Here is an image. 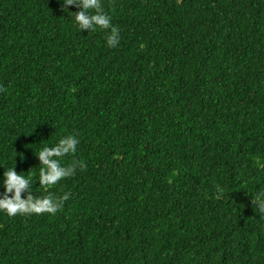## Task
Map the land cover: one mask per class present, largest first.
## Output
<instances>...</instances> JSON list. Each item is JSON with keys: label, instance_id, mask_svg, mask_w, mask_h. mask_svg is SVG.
I'll return each instance as SVG.
<instances>
[{"label": "trees", "instance_id": "16d2710c", "mask_svg": "<svg viewBox=\"0 0 264 264\" xmlns=\"http://www.w3.org/2000/svg\"><path fill=\"white\" fill-rule=\"evenodd\" d=\"M102 6L113 48L60 0H0V183L68 193L0 212V264H264V0ZM66 134L74 174L45 189L35 153Z\"/></svg>", "mask_w": 264, "mask_h": 264}, {"label": "clouds", "instance_id": "9594fccd", "mask_svg": "<svg viewBox=\"0 0 264 264\" xmlns=\"http://www.w3.org/2000/svg\"><path fill=\"white\" fill-rule=\"evenodd\" d=\"M61 10L67 16H72L74 25L78 31L88 29L108 30L109 34L105 38L106 46L109 48L116 47L119 43V31L112 24L110 14L106 13L102 6V0H60ZM72 5L77 11H69L68 6ZM79 140L74 134H66L58 139L52 146H44L35 154L39 158L41 167L39 168L38 184L45 189L56 185L59 181L74 174L76 164L65 165L63 157L76 152ZM82 169L85 167L83 162L79 163ZM3 188L0 194V212L5 213L8 217H14L22 214H55L64 200L68 198L65 192L62 196L56 197L49 192L39 198H35L31 191L32 184L30 177L14 168L4 170L2 174ZM217 192L222 194V190L217 188ZM22 193H25L22 196ZM259 200V210L264 213V191L255 194Z\"/></svg>", "mask_w": 264, "mask_h": 264}]
</instances>
